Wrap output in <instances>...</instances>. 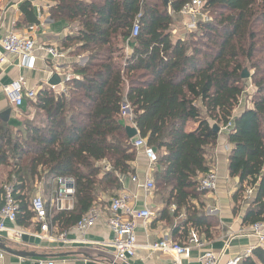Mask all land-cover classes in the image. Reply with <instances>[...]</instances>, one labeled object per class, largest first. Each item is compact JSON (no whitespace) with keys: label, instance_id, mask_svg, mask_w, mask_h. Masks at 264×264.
<instances>
[{"label":"trees","instance_id":"1","mask_svg":"<svg viewBox=\"0 0 264 264\" xmlns=\"http://www.w3.org/2000/svg\"><path fill=\"white\" fill-rule=\"evenodd\" d=\"M53 1L50 19L77 27L65 46L83 62L73 68L76 78L66 92L42 88L30 100L39 119L23 123V139L0 122V167L10 169L8 182H14L16 224L33 219L35 181L73 180L72 209L52 219L62 231L74 227L100 193L120 189L136 158L134 138L120 120L124 102L139 136L157 153L155 188H170L166 206H174V216L184 210L185 225H208L190 203L205 194L198 178L209 171L206 156L218 139L213 127L230 124L228 171L239 180L233 202L256 187L243 224L264 222V0H201L208 21L177 39L172 25L191 0ZM138 14L139 32L131 38ZM247 81L254 90L250 107L235 117ZM188 122L197 125L192 132L185 131ZM253 256L264 264L263 249ZM242 264L256 263L246 258Z\"/></svg>","mask_w":264,"mask_h":264},{"label":"crops","instance_id":"2","mask_svg":"<svg viewBox=\"0 0 264 264\" xmlns=\"http://www.w3.org/2000/svg\"><path fill=\"white\" fill-rule=\"evenodd\" d=\"M54 5L53 0H0V42L11 31L12 25H15L17 32L37 26L34 32L36 44H55L63 51L62 56L56 60L37 52L33 61L26 62L20 57L3 53L0 47V115L7 110L10 111L7 121L0 118V122L13 132L22 130L23 123L31 118L32 101L25 99L20 108H15L5 98L3 87L21 78L25 88L36 91L37 94L42 88L49 89L48 82L55 74L54 71L60 75L69 70L75 75L73 68L82 64L78 57L83 56L73 55L72 49L65 46L67 38L76 34L77 27L68 25L64 21L51 20L50 9ZM22 7L26 8L27 14L22 12ZM53 91L62 92L63 85L59 84ZM245 95H249L248 91ZM246 107H250V103L247 99L241 98L233 116L237 117ZM196 127L195 123L188 122L185 131L192 132ZM227 132L219 130L216 145L206 156L209 170L213 169L217 176L216 189L205 192L199 200H192L190 203V208L195 211L194 214L206 218L208 225L196 229L190 224L185 225L184 210L174 216V206H166L170 188L164 190L155 188L150 193L143 189L142 183L148 169V161L142 151L138 150L132 165L133 174L122 178L120 189L112 196L104 193L97 196L93 206L101 209L102 217H99L94 226L85 233L81 234L73 227L62 231L52 223L56 213L72 209L73 200L58 202L61 211L56 210L49 223L48 235L53 237L52 239H48L45 234L39 232L38 225L33 220L26 226H18L16 222L11 223L7 220L2 221L4 229L0 231V241L6 248L49 257H18L0 250V264H44L47 262L53 264H202L200 258L206 253L212 254L217 259V264H225L235 257L242 259L241 264L246 258L259 264L253 256V251L264 250V245L251 234V225L243 224L246 210L255 200L257 188L246 187L242 199L237 204L233 202L239 180L229 176L228 158L231 145L227 140ZM158 167L156 165L152 171L153 182L154 173ZM9 170L8 167H0V187L9 183ZM133 176L137 178L139 184L131 181ZM56 188L54 179L35 181L33 190L29 194V201L34 194L41 193L49 204ZM250 190L252 193L248 196L247 192ZM122 191L134 196V207L137 210L148 208L152 216L145 224L137 223L135 232L137 249L134 256L126 262H114L113 249L110 246L113 233L107 226L105 217L110 199ZM206 226H209V239H206L204 234L207 230ZM191 233L197 236L200 246L189 243ZM21 235L37 238L39 244L15 242L14 240ZM163 238L187 246L189 248L187 257L176 259L171 254L149 249L152 243Z\"/></svg>","mask_w":264,"mask_h":264},{"label":"built area","instance_id":"3","mask_svg":"<svg viewBox=\"0 0 264 264\" xmlns=\"http://www.w3.org/2000/svg\"><path fill=\"white\" fill-rule=\"evenodd\" d=\"M204 1L191 0L186 3L180 11V16L183 19H188L189 23L185 27L189 30L195 27V19L201 18L203 21H208V16L204 11ZM141 15L138 14L134 20L132 27L131 38H135L139 32ZM11 31L3 37L0 42V47L3 53L20 57L23 61L30 62L35 59V53L40 52L48 55L52 60H56L62 56L63 51L60 46L55 44H36L34 32L37 26L28 27L23 32H17L15 25H12ZM80 63L83 62L82 57H78ZM60 84L63 85V92H66V85L71 82L76 76L72 71H65L58 75ZM53 76V75H52ZM56 86H49L50 90H54ZM3 94L8 102L15 108H20L25 99L34 100L36 91L27 90L23 79L13 81L9 85L3 87ZM133 114L130 105L124 102L120 111V120L125 127L135 128L133 121ZM224 131H229L230 124L221 128ZM137 131V129H136ZM132 146L135 151L141 150L143 155L148 161V169L145 179L142 183L143 189L150 193L155 190V185L152 180V171L157 165L158 157L156 151L147 145L145 139L141 138L137 131V136L133 139ZM133 183L139 184L137 178H131ZM54 183L56 190L50 198L49 204L44 199L41 193L34 194L29 201L30 210L33 213V221L36 222L39 232L46 235L48 239L53 237L49 236L50 221L54 212L61 211L58 207L59 201L71 202L74 197V182L70 178H55ZM217 176L213 169L209 170L206 174L199 176L198 189L199 191L211 192L216 189ZM14 182H9L0 187V231L4 229L2 221L7 220L15 223L16 215L19 206L14 199L13 192ZM252 191H248L247 195H251ZM152 214L148 208L137 210L134 207V196L126 191H122L112 197L109 201L107 208V215L105 217L106 224L113 233V241L110 243L113 249L114 262H126L129 258L133 257L137 249L136 243V228L137 223H147ZM99 217H102L100 208L92 207L73 227L79 233H85L89 228L93 227ZM251 234L257 238L258 242L264 245V223H256L250 228ZM189 243L192 245L200 246V242L194 233L190 234ZM149 249L156 252L171 254L176 259L185 258L188 255L189 248L180 245L177 242L163 238L158 242H154L149 246ZM242 259L235 257L230 259L225 264H241ZM202 264H217V259L210 253L204 254L200 258ZM44 264H53L47 262Z\"/></svg>","mask_w":264,"mask_h":264},{"label":"water","instance_id":"4","mask_svg":"<svg viewBox=\"0 0 264 264\" xmlns=\"http://www.w3.org/2000/svg\"><path fill=\"white\" fill-rule=\"evenodd\" d=\"M164 1H165V3L167 2L166 0H164ZM248 77H249V75H248L247 71H243V73L241 75V78L242 79H248ZM59 84H60V79H59V77L57 75H53L50 78L49 82H48L49 86H58ZM9 113H10L9 110L5 111L4 113H2L0 115V118L3 121H7ZM125 129H126V132H127V135H128L129 139H133V138H135L137 136V131H136L135 128L125 127ZM213 131L215 133H218L219 132L218 127L214 126L213 127ZM14 241L17 242V243H30V244L35 243V244H39V240L37 238L31 237V236H28V235H21L18 239L14 240ZM0 250L6 252L8 254L18 256V257H43V258L49 257V256H45V255L44 256L34 255V254H31V253H26L24 251H13V250H10V249L6 248L4 246V244L1 243V241H0ZM56 256H59V255H56Z\"/></svg>","mask_w":264,"mask_h":264},{"label":"rangeland","instance_id":"5","mask_svg":"<svg viewBox=\"0 0 264 264\" xmlns=\"http://www.w3.org/2000/svg\"><path fill=\"white\" fill-rule=\"evenodd\" d=\"M167 2H168V0H166ZM188 19H186V20H184L182 17H180L177 21H175V23L172 25V29H171V32H172V37L173 38H175V39H177V38H183V37H186L187 35H189L188 33H190V32H192V31H195L196 30V24H197V22H199V21H203V19H201V18H196L195 19V27L194 28H192V29H187L186 27H185V25L186 24H188L189 23V21H187ZM204 22V21H203ZM181 23L183 24V25H181ZM250 74L252 73L251 71L249 72ZM247 84V86H245V92H247L248 91V93H249V95L251 96V94H253L252 92H254V90H253V87H252V85L250 84V81H247L246 82ZM249 95H243L242 96V99H247V101H249ZM240 101H241V99H240ZM33 119H35L34 121L35 122H38V119H39V117L38 116H36V112H32V116H31V118H30V120H33ZM18 137H20V138H24V134H23V129L22 130H20V133H19V135H18ZM111 197V196H110Z\"/></svg>","mask_w":264,"mask_h":264}]
</instances>
